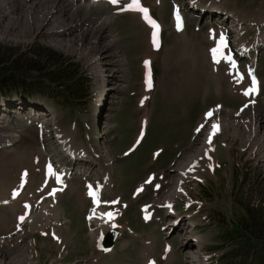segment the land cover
I'll list each match as a JSON object with an SVG mask.
<instances>
[{
	"label": "rangeland",
	"instance_id": "obj_1",
	"mask_svg": "<svg viewBox=\"0 0 264 264\" xmlns=\"http://www.w3.org/2000/svg\"><path fill=\"white\" fill-rule=\"evenodd\" d=\"M70 1L72 5L67 0H0V45L17 53L37 46L52 48L89 77L88 87L76 96L75 103L64 95L57 98L58 93L51 88L45 89L50 93L47 99L35 95L40 97L36 98L37 107L0 100V235L15 233L0 239V264H146L147 251L157 264H190L189 253L197 251L200 256L194 264L218 263L224 251L221 237L233 228L234 217L240 214L245 200L255 190L264 200V150L256 149L259 134L252 133L257 117L250 107L235 112L241 101L229 96L227 83L231 76L225 66H215L207 54V47L212 44L211 31L218 38L226 24L208 23V16L203 18L196 13L197 18L194 11L192 18L187 17L184 32L178 33L172 23L173 4L169 0H149L146 7L153 5L152 15L163 28L157 47L151 43L149 28L137 13L122 11L113 16L115 7L107 4L96 8V18L88 0ZM199 1L218 3L229 19L239 21V36L230 42L232 48L246 46L256 27L263 38L264 0ZM261 52L258 72L264 81V49ZM215 102L222 103V108L195 132L203 117L200 113ZM34 108L45 112L49 109L64 131L63 139L73 143L74 148L69 144L73 150H85L82 156L88 161L63 157L49 121L47 126L44 124L41 146L37 136L41 120L37 118L47 116ZM214 118L222 131L214 134L209 155L203 156L201 143L206 131L213 128ZM15 135L16 141L7 145L6 141ZM45 156H50L54 165L64 163L89 172L88 178L101 181L106 169L112 177L113 186L109 191L104 188L102 194L109 201L102 204L104 216L94 219L89 227L82 215L90 202L80 201L76 192L71 193L72 184L80 183V177L68 180L59 195L57 210L64 222L58 220L61 235L56 232L60 237L57 241L44 235V230L41 234L34 222L30 224V213L24 208L49 189H39L44 184V172L48 173ZM196 156L198 163L185 168L180 181L179 173ZM25 163H35L34 172L26 170V177L22 176L19 182L15 175L25 173ZM10 169H15V174H10ZM149 173L154 174L152 178ZM150 178L151 183H146ZM177 182H181L189 197H175V213L170 217L181 218L185 227L167 221L170 217L166 208L157 205L152 218L142 212L145 220L142 219L140 206L152 201L162 203ZM139 183L145 184L142 187ZM155 183L160 186L153 190ZM18 191L20 194L14 198ZM10 196L22 206L5 203ZM46 201L47 197L34 204L38 212L48 206ZM17 212L28 216L23 222H14ZM107 213L112 216L109 218ZM112 227L122 235L112 251L102 253L95 235ZM48 229L51 230L45 231ZM183 232L193 239L189 245L183 241Z\"/></svg>",
	"mask_w": 264,
	"mask_h": 264
},
{
	"label": "trees",
	"instance_id": "obj_2",
	"mask_svg": "<svg viewBox=\"0 0 264 264\" xmlns=\"http://www.w3.org/2000/svg\"><path fill=\"white\" fill-rule=\"evenodd\" d=\"M79 70L78 65L49 47L17 53L0 45V96L31 100L40 95L47 99L50 93L45 89L51 88L58 93L57 98L64 95L75 103L89 84V77ZM255 184H259L257 179ZM240 209L233 228L221 237L224 251L215 264H264V200L258 190Z\"/></svg>",
	"mask_w": 264,
	"mask_h": 264
},
{
	"label": "bare ground",
	"instance_id": "obj_3",
	"mask_svg": "<svg viewBox=\"0 0 264 264\" xmlns=\"http://www.w3.org/2000/svg\"><path fill=\"white\" fill-rule=\"evenodd\" d=\"M25 0H20V2H24ZM68 1V3H69V5L71 4H73V1H70V0H67ZM94 0H88V2L89 3H92ZM64 2V1H63ZM75 5V4H74ZM216 9H219L218 7L216 8ZM222 32V31H221ZM233 33V30L232 31H230V34H232ZM152 34H153V32H152ZM159 36H160V33H159ZM159 36H158V38L157 39H154L155 41H159ZM162 37V36H161ZM232 38V37H231ZM161 39V38H160ZM262 40V39H261ZM264 41V39L262 40V42ZM254 46V45H253ZM256 47V46H255ZM244 55H248V52L247 51H244V53H243ZM149 81V80H148ZM51 118H47L46 120H50ZM215 119V118H214ZM56 121V120H55ZM48 122V121H47ZM52 124V123H51ZM219 124V123H218ZM214 125V124H213ZM220 126V125H219ZM2 129V128H1ZM0 129V130H1ZM61 128L60 127H58L57 125H56V123H54V128H53V132L55 133V135H56V137L58 138V139H60V137L62 136V134H63V132L64 131H62V129L60 130ZM220 130H221V126H220ZM3 131V130H2ZM222 131V130H221ZM213 132V128H211L210 129V131H206V135L205 136H207L208 134V137L206 138L205 136H204V140L202 141V143H201V149H203V156L204 155H209V153H208V151H209V149H210V147H212L213 146V143H212V141H213V138H214V135H211V133ZM5 133H6V131H5ZM4 136H5V138H7L8 136L6 135V134H3ZM11 136V135H10ZM14 137H18V136H13L12 137V139H9L8 140V143L9 144H13L15 141H16V139L14 138ZM18 139V138H17ZM209 139H211V143H209L208 141H209ZM58 143V142H57ZM59 144V143H58ZM62 144L63 145H65V142H62ZM60 145V144H59ZM62 147V152L64 153V154H71L72 156H76V158H80L82 155H84L85 154V152L84 151H82V150H79L78 148H76L75 150H73L72 149V146L71 145H68V147H64V146H61ZM188 154H190V152L188 153ZM191 156L192 155H190L189 157L191 158ZM189 158V159H190ZM192 159V158H191ZM194 159H195V161L194 160H188V162H189V164L187 165V166H185L183 169H182V173H179L180 175H178V177H179V180L181 181V180H183V178H184V176H185V171H183L185 168H191L192 166H194L196 163H198V156H196V157H194ZM82 160V159H81ZM26 165H24V167H23V165H22V170H23V173H24V171L26 172V170L28 171V172H30L31 171V173H33L34 172V170H33V164H35V163H31V164H27V163H25ZM30 165V166H29ZM37 166V165H36ZM18 167V166H17ZM12 169H13V167H12ZM12 169H10V170H12ZM37 169H38V171H40V166H37ZM79 170V169H78ZM80 171V170H79ZM108 172V173H107ZM12 173H14L15 174V169L14 170H12V171H10V174H12ZM39 176H40V174H38ZM16 176V180H19V182H20V180H22L21 178H22V172H21V175L19 174L18 176L17 175H15ZM19 176H21V177H19ZM105 176H106V178H107V180L109 181V183L111 184L112 183V180H111V171L109 170V169H106L105 170ZM177 177V178H178ZM182 177V178H181ZM17 183H18V181H17ZM24 183V182H23ZM21 185H22V183H21ZM17 186V185H16ZM23 186V185H22ZM45 187V186H44ZM60 187L61 186H59V185H56V184H54V188L56 189V190H59L60 189ZM110 187V185H108V187L107 188H109ZM11 188V187H10ZM17 188V187H16ZM14 189V188H13ZM140 189V188H139ZM181 189H182V191H181ZM11 190V189H10ZM18 193H19V191H18ZM98 193V192H97ZM20 194V193H19ZM181 194H186L188 197H189V195H188V193H187V191H185V190H183V188H182V186H181V182H177L176 183V186H175V188H174V190H172L170 193H168L167 195H165V197H164V201L162 202V203H166L167 205H172L174 202H175V197L176 196H180ZM14 197V196H13ZM20 197V196H19ZM18 197V198H19ZM17 199V198H16ZM17 203H19L20 205H21V203L22 202H17ZM101 203V202H100ZM99 203V204H100ZM105 203H107V202H105ZM99 204H97V203H94V206H92L91 207V211H92V213H96V211H101V210H103V208L102 207H99ZM154 204V203H153ZM191 204V203H190ZM28 206H29V204H27ZM22 206V205H21ZM25 206V205H24ZM26 210H28L29 209V207L28 208H26V207H24ZM144 210H145V213H146V210H148V211H150V209L148 208V207H145L144 206ZM174 220V221H173ZM176 219H174V217H170L169 219H168V221L169 222H173L174 224H176L177 223V225L178 226H180L181 228H183V227H185L184 226V221H182V219H178V220H176ZM182 230V229H181ZM185 230V229H184ZM183 231V230H182ZM184 234H183V241H185V243H187V245H189L191 242H192V240L193 239H190L191 237H188V235H187V232H183ZM196 239V241L198 240V238L196 237L195 238ZM197 255H199L200 256V254H199V252L197 251V252H192V253H189V259H190V261H191V263H197ZM146 259H147V261H146ZM155 262V264H157L156 263V261L155 260H153L152 258H151V254L149 255V252L147 251V257L145 258V262H146V264H151V262ZM201 261V260H200ZM199 261V262H200ZM190 263V264H191Z\"/></svg>",
	"mask_w": 264,
	"mask_h": 264
},
{
	"label": "snow or ice",
	"instance_id": "obj_4",
	"mask_svg": "<svg viewBox=\"0 0 264 264\" xmlns=\"http://www.w3.org/2000/svg\"><path fill=\"white\" fill-rule=\"evenodd\" d=\"M110 2L113 3V4H119V3H120V0H110ZM121 10H127V11H136V12H139V13L142 14L143 18H144L148 23H150V24L153 26V28H155V29H158V28H159V26H158L157 24H155L154 21L151 20V17H150L149 14H148V9L145 8V7L142 5L141 0H129V3H127L126 6H125V8H124V9H121ZM176 21H177V28L180 29V28L182 27V20H181V17H180V15H179V11H178V10L176 11ZM213 38L215 39V35H214V34H213ZM219 41H220V47H217V48H214V49L211 50L212 53H213L214 58H215L216 56L220 55L221 52H222V49L226 46V37H225L223 34H221V35L219 36ZM154 44H155V46L159 47L158 43H157L155 40H154ZM229 59H230V58H229ZM216 62L218 63L219 60H217ZM146 63H150V62H146ZM256 83H257V82H256L255 78H253V84L255 85ZM257 91H258V88L253 87V88L249 89L248 91H246L244 94H245V95H252L253 93H255V92H257ZM206 115L209 116V117H211V116H212V113L209 112V113H207ZM212 127H213V132L211 133V135H214L216 132H218V131L220 130V126H219L218 123L214 124ZM208 142L211 143V139H209ZM48 171H49V174H50L52 177H54L56 180H60V177H59L58 173H56V172L52 169V166H51V165L48 166ZM26 175H27V173L25 172V173L23 174V176L26 177ZM146 183H151V178H150L148 181H146ZM88 187H89V189H90L89 194H90L91 196H93L95 203L99 204V203H100V200L97 198L98 193H97L95 190H93V188H92L91 185H89ZM157 187H159V186L157 185ZM142 190H143V189H141V191H142ZM181 191H182V189H181ZM16 195H19V193H18V192H15V193L13 194L14 198H15ZM25 207L28 208V207H30V206L26 205ZM168 207H171V205H168ZM106 215H107L109 218L112 216L111 213H107ZM146 218H147V217H146ZM25 219H26L25 216H21V217H19V220H20L21 222H23ZM151 264H155V262L153 261V262H151Z\"/></svg>",
	"mask_w": 264,
	"mask_h": 264
},
{
	"label": "water",
	"instance_id": "obj_5",
	"mask_svg": "<svg viewBox=\"0 0 264 264\" xmlns=\"http://www.w3.org/2000/svg\"><path fill=\"white\" fill-rule=\"evenodd\" d=\"M117 236V231L116 230H110L104 235L103 242H102V247L103 249H107L111 247L114 243V240Z\"/></svg>",
	"mask_w": 264,
	"mask_h": 264
},
{
	"label": "crops",
	"instance_id": "obj_6",
	"mask_svg": "<svg viewBox=\"0 0 264 264\" xmlns=\"http://www.w3.org/2000/svg\"><path fill=\"white\" fill-rule=\"evenodd\" d=\"M53 213H55L56 214V217H54L53 216ZM83 216V215H82ZM39 220L41 221V222H45L46 223V221H48V220H52V222H48V223H46V225H49V224H53V226H52V228L53 229H56V226H55V224H57V221H58V213H56V212H52V213H45L44 215H42V213L41 214H39ZM56 222V223H55ZM55 231V230H54ZM55 232H57V231H55ZM57 233H60V232H57Z\"/></svg>",
	"mask_w": 264,
	"mask_h": 264
}]
</instances>
